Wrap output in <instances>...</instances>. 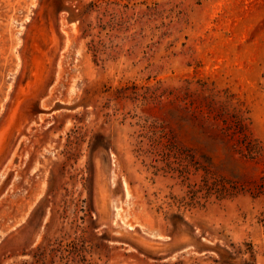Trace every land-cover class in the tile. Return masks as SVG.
I'll use <instances>...</instances> for the list:
<instances>
[{
	"label": "rangeland",
	"instance_id": "obj_1",
	"mask_svg": "<svg viewBox=\"0 0 264 264\" xmlns=\"http://www.w3.org/2000/svg\"><path fill=\"white\" fill-rule=\"evenodd\" d=\"M0 264H264V0H0Z\"/></svg>",
	"mask_w": 264,
	"mask_h": 264
}]
</instances>
